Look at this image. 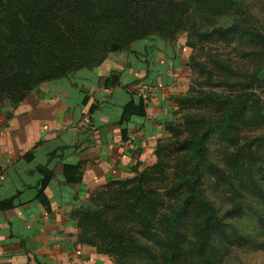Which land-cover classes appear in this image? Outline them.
Instances as JSON below:
<instances>
[{"label": "trees", "instance_id": "obj_1", "mask_svg": "<svg viewBox=\"0 0 264 264\" xmlns=\"http://www.w3.org/2000/svg\"><path fill=\"white\" fill-rule=\"evenodd\" d=\"M188 1L0 0V95L20 103L40 84L70 77L84 68L98 67L109 54L127 51L134 42L154 33L174 40L184 29V20L191 11ZM238 25L234 23L228 30L221 26L214 32H233ZM246 30L255 42L264 45V34L257 27ZM258 80L254 74L244 85ZM118 81L117 75H110L105 85L113 86ZM205 99L211 103L191 95L175 99L178 104L197 101L196 104L211 108L214 116L203 132L185 140L188 148L184 179L173 183L164 195L159 193L154 182L166 177L164 162L159 157L138 177L111 180L106 189L90 197L95 209L72 212V219L80 229L79 243L116 257L118 264H126L139 249H149L148 243L156 248V252L148 250L156 264H216L224 247L243 243L244 236L238 230H226L227 223L200 185V167L206 163L205 138L209 134L233 139L240 125L251 118L262 130L264 103L250 101L245 93L234 99L211 92ZM134 115L146 116L142 97L132 98L122 109L119 124L124 140L125 124ZM263 147L264 133L259 132L231 155L230 162L241 167L238 183L242 187L219 167L212 165V168L232 188L251 191L264 199V165L260 163ZM55 155L53 151L51 156ZM82 174L80 164L64 165L68 183L80 182ZM49 182L50 177L45 174L37 195L48 211L50 203L45 188ZM178 196H183L179 203L167 201ZM15 199L12 196L0 200V210L12 208ZM245 206L244 201H236L228 214L236 215Z\"/></svg>", "mask_w": 264, "mask_h": 264}, {"label": "crops", "instance_id": "obj_2", "mask_svg": "<svg viewBox=\"0 0 264 264\" xmlns=\"http://www.w3.org/2000/svg\"><path fill=\"white\" fill-rule=\"evenodd\" d=\"M171 56L159 37L134 42L100 66L44 82L0 110V200L16 196L12 208L0 210V264H109L106 255L78 242L72 212L95 209L90 190L121 177L145 150L153 152L165 97L176 92L171 79L179 67ZM110 75L119 81L107 87ZM142 83L157 85L155 97L145 103L146 116L125 124L124 140L122 109L140 97ZM65 164L82 166L80 182L66 181ZM45 174L49 211L37 198Z\"/></svg>", "mask_w": 264, "mask_h": 264}, {"label": "rangeland", "instance_id": "obj_3", "mask_svg": "<svg viewBox=\"0 0 264 264\" xmlns=\"http://www.w3.org/2000/svg\"><path fill=\"white\" fill-rule=\"evenodd\" d=\"M234 1L235 4L232 0H189L191 11L184 20V29L174 40L154 33L136 41L158 37L164 40L166 49L171 52V57L179 67L176 71L173 70L171 79V87L174 86L172 91L176 92L165 97L166 107L163 104L165 108L160 113L166 116L160 121L162 134L157 139L153 152L151 149L145 150L141 158L132 162L129 171H125L121 177L111 178L98 189L90 190L89 200L91 196L96 197L106 189L111 180L138 177L143 170L155 164L159 157L164 162L166 172L163 181L154 182L159 193L164 195L165 191H170L173 183L184 179L188 148L185 140L203 132L207 122L212 121L214 116L211 108L198 105L197 101L194 104H178L176 97L198 96L205 103H211L205 99L211 92L234 99L245 93L250 96V101L255 99L258 100L257 103H264V45L255 42L246 30L253 26L264 34V0ZM234 23L239 25L233 32H214L215 28L221 26L228 30ZM254 74L259 80L249 86L244 85ZM148 85L145 92L147 100L152 102L157 85ZM159 86L161 87L160 84ZM140 87L137 89L140 90ZM14 103L16 102L9 96L0 95V110L8 109ZM259 132L264 133V128L259 131L256 120L251 118L240 125L239 131L233 134V139L227 140L217 134H209L205 138L206 163L200 167V185L227 223L226 230L231 232L236 229L244 236L242 244L224 247L216 264H264V199L251 191L232 188L227 182L220 180L212 168V165L219 167L228 174L231 181L241 186L238 183L242 175L241 167L231 163L230 157L238 146L251 141ZM262 149L260 163L264 165V147ZM182 200L183 196H178L167 201L179 203ZM240 200L246 203L242 211L236 215L228 214L233 204ZM131 228L135 229V226ZM148 245L149 249L156 252L152 243ZM149 249L137 250L126 264H156L155 258L148 254ZM106 256L109 264H118L116 257Z\"/></svg>", "mask_w": 264, "mask_h": 264}, {"label": "built area", "instance_id": "obj_4", "mask_svg": "<svg viewBox=\"0 0 264 264\" xmlns=\"http://www.w3.org/2000/svg\"><path fill=\"white\" fill-rule=\"evenodd\" d=\"M149 85L147 83H144L142 85V87H140V90H139V96L142 97L145 101V103L148 102L147 98H148V95H147V92H145V90H147L149 87ZM85 123H89V119H85L84 120Z\"/></svg>", "mask_w": 264, "mask_h": 264}]
</instances>
